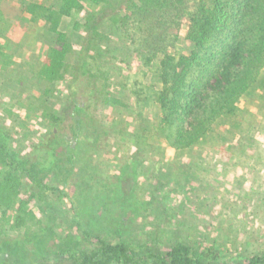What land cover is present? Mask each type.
<instances>
[{
    "label": "rangeland",
    "instance_id": "1",
    "mask_svg": "<svg viewBox=\"0 0 264 264\" xmlns=\"http://www.w3.org/2000/svg\"><path fill=\"white\" fill-rule=\"evenodd\" d=\"M128 2L107 0L104 4L89 6L88 18L77 19L82 25L79 31L74 30L69 18H63L60 30L68 33L74 50L69 56V73L49 83L37 78L42 67L41 55L47 45H53L48 25L39 16L36 20L32 17L31 22L21 5L36 3L56 7L55 0H0V51L14 53L7 58L0 55L1 125H6L13 133L19 150L35 154L32 147L49 131L45 115L61 107L68 109L76 98L90 99L96 107L93 114L102 135L94 162L100 167L104 182L109 187L120 186L124 194L70 195V199L59 200L61 206H58L59 195L50 192L44 204L35 203V212L43 219L40 208L46 211L54 207L59 209L63 219L70 220L75 211L82 223L101 229L112 242L120 239L157 252L183 242L199 251H216L211 258L245 264L250 257L264 251V195H198V191L190 190L189 194L184 193L186 174L197 172L196 187L201 189V179H206L207 183L212 180L216 153L221 154L223 161H228L232 149H218L214 142L210 148L202 150L201 147L174 149L155 128L162 117L159 104L152 98L153 91L161 87L156 79L154 81L160 58L149 66L143 65L127 50L128 40L112 21L123 14ZM23 34L24 37L32 35L29 49L36 54L28 59L26 55L30 50L24 51ZM184 35L181 31L178 49L186 52ZM253 93L257 97L255 101L249 97L241 103L242 111L247 109V113L238 119L243 123L240 129L230 124L232 120L216 126L222 136L229 131L237 133V145L250 140V131L256 124L255 113L259 120L254 133H264V97L261 98L264 89L253 90ZM82 95L85 98L82 99ZM148 95H152L148 99L150 104L144 108L138 100ZM248 120L251 122L247 123ZM70 122L65 121L67 128ZM65 133L69 135L70 131L65 130ZM214 138L216 134L210 140ZM245 151L236 150L232 161L238 160L237 156L247 160ZM37 155L42 157L45 152ZM190 158L195 159L194 162L189 163ZM238 169L236 165H229L228 170L231 173ZM68 225L63 220L61 224L52 225L55 236L67 237L72 231ZM46 226L47 222L44 231ZM42 233L30 222L21 230L7 225L1 239L12 243L33 237L41 240ZM61 259L64 257L43 254L37 261L51 264Z\"/></svg>",
    "mask_w": 264,
    "mask_h": 264
},
{
    "label": "trees",
    "instance_id": "2",
    "mask_svg": "<svg viewBox=\"0 0 264 264\" xmlns=\"http://www.w3.org/2000/svg\"><path fill=\"white\" fill-rule=\"evenodd\" d=\"M106 2L55 0L56 7L22 3L30 21L39 16L53 39L41 55L39 80L55 83L69 73L74 44L60 30L63 18H69L79 31L78 17L88 18L89 6ZM112 21L128 40L127 50L143 65L160 58L154 81L161 87L138 104L145 108L150 96L159 104L161 122L154 125L169 146L182 151L198 149L217 133L216 126L232 120L234 127H242L238 119L247 109L242 111L241 103L249 97L255 101L253 90L264 89V0H129L123 14ZM181 31L185 32L186 52L178 49ZM89 100L76 98L70 109L61 107L45 115L49 131L32 147L35 154L19 150L13 133L0 123V264H40L37 259L43 254L64 257L51 264H233L211 258L216 251H199L183 242L159 252L120 239L112 242L101 229L82 223L75 211L72 219L65 220L59 209L41 207L44 217L38 218L35 203L44 204L50 192L59 195L58 206L59 200L70 199V195H124L120 186L109 187L104 182L94 162L102 135L93 114L96 107ZM67 120L71 121L68 128ZM221 138L228 149L238 142L233 131ZM41 152L44 158L37 155ZM184 179V188L194 193L191 181L196 178L188 173ZM62 220L72 231L60 238L52 225ZM29 222L43 231L41 240L33 237L12 243L1 239L7 225L21 230ZM245 264H264V251Z\"/></svg>",
    "mask_w": 264,
    "mask_h": 264
},
{
    "label": "crops",
    "instance_id": "3",
    "mask_svg": "<svg viewBox=\"0 0 264 264\" xmlns=\"http://www.w3.org/2000/svg\"><path fill=\"white\" fill-rule=\"evenodd\" d=\"M24 36L25 34L22 35L24 49H26L24 51L27 52L30 47L29 44H30V41L32 40V37H31L32 35H27L26 37ZM19 44L20 43L17 42V45ZM4 52L5 51H2V52L0 51V55H2V58L14 56L13 52L11 53L10 52L4 53ZM34 55L36 54H34V52L30 50V53L26 55V59H28L29 56L31 58V56H34ZM1 64L2 62H0V65ZM262 116H264V112L262 113ZM254 119H255L256 124L252 128V131H250L251 132L250 140H247L245 143L243 142L239 145L234 144L231 148L232 150L230 152H232V154L230 155V158L228 159V161H223L221 154L216 153L217 162L214 167V173H213L212 180H210L211 182L209 181L207 183L205 182L206 179L204 181H203L204 178L201 179L200 181L201 189H198V187H196L197 181L196 180L191 181L193 183V186L195 187L194 191H198V195H203V193H208V195H264V133H261V134H259V132H257V134L254 133V131L255 132L257 131V125H258L257 120H259L257 113H255ZM215 134L217 138H214L215 140L213 139L210 140L209 138L207 140V143L201 146V150L202 148H206V149L210 148L213 142H214L215 147L218 146V149H221L222 147L226 148V145L224 146V143L221 138L222 135L219 134V131H217V133ZM236 150H246L245 157H248V159L242 160L241 157L237 156L238 160L232 161V158L236 156L235 155ZM248 153H249V156H247ZM229 165L230 166L236 165L239 167V169L236 172L230 173L228 170ZM196 174L198 175L197 172ZM196 174L193 175L191 173V177L195 179L197 176ZM189 190L190 188L186 187L184 193H187L186 191H188V194H189L190 192Z\"/></svg>",
    "mask_w": 264,
    "mask_h": 264
}]
</instances>
